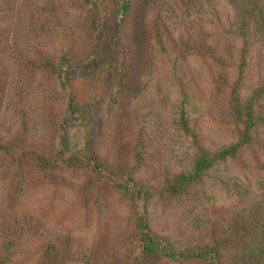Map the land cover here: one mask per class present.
<instances>
[{
  "label": "rangeland",
  "instance_id": "374dc122",
  "mask_svg": "<svg viewBox=\"0 0 264 264\" xmlns=\"http://www.w3.org/2000/svg\"><path fill=\"white\" fill-rule=\"evenodd\" d=\"M123 3L0 0V264H264V0Z\"/></svg>",
  "mask_w": 264,
  "mask_h": 264
},
{
  "label": "trees",
  "instance_id": "16d2710c",
  "mask_svg": "<svg viewBox=\"0 0 264 264\" xmlns=\"http://www.w3.org/2000/svg\"><path fill=\"white\" fill-rule=\"evenodd\" d=\"M123 1H124V3H123V5L121 6V9H123L122 17L125 15V13L127 12V10H128L129 7H130V6H129V0H123ZM226 152H230V149H229V150H225L224 153H226ZM137 222H138V226H139L140 228H143V227H144L143 224H142V220H141V218H138ZM140 240H141V242H142V244H143L144 247H148V244H149V238H148V236H147L146 234H143V235L140 237Z\"/></svg>",
  "mask_w": 264,
  "mask_h": 264
}]
</instances>
